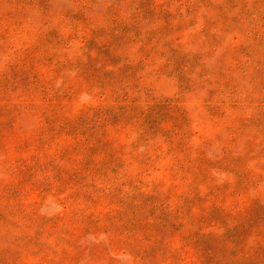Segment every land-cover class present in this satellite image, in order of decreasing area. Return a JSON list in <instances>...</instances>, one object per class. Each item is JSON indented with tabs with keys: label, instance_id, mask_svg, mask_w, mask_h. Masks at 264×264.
Masks as SVG:
<instances>
[{
	"label": "rangeland",
	"instance_id": "1",
	"mask_svg": "<svg viewBox=\"0 0 264 264\" xmlns=\"http://www.w3.org/2000/svg\"><path fill=\"white\" fill-rule=\"evenodd\" d=\"M0 264H264V0H0Z\"/></svg>",
	"mask_w": 264,
	"mask_h": 264
}]
</instances>
